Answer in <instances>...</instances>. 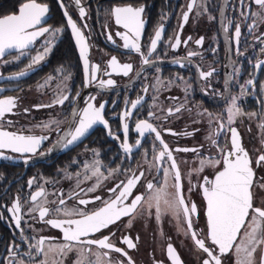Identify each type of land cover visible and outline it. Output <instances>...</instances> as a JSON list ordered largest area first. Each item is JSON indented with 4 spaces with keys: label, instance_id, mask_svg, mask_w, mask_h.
Instances as JSON below:
<instances>
[{
    "label": "snow or ice",
    "instance_id": "obj_1",
    "mask_svg": "<svg viewBox=\"0 0 264 264\" xmlns=\"http://www.w3.org/2000/svg\"><path fill=\"white\" fill-rule=\"evenodd\" d=\"M71 2L79 9L78 16L82 21L79 26L69 14L64 0H60L67 25L70 26L75 43L79 47V55L83 62L84 87L95 86L101 91L116 87V81L110 77L114 74L129 77L134 72V64L122 63L117 56H111L102 73L103 77L109 78H100L98 76L101 73L100 65L90 63V49L83 31L89 27L85 19L87 11L82 0H71ZM210 3L211 0H187L185 9L181 12L180 27L176 35L165 37L164 25L160 24L155 28L146 47L142 44L146 24L143 16L144 6L116 5L108 9L106 15L112 18L118 29H122L114 34L122 43L117 45L110 30L106 31L105 35L113 45L124 50L122 54L129 56L135 54L139 57L140 69L135 72L136 77L139 78L149 68L157 74L161 72L158 66L157 50L162 43H167L172 50L178 51L180 47H187V44L192 42L191 36L181 40L183 28L187 25L190 16H194L197 20L205 17L208 21L219 24L227 49L226 55L231 61L229 65H226L231 68L225 81L228 95L221 94L226 100V107L219 115H214L207 109L200 110L197 115L201 119L194 121V123H201L206 119L209 129L206 140L210 147L217 149V158H203L200 154L202 146L173 148L163 139L164 133L172 136H192L199 131V129H193L191 132L185 130L183 133H177L171 128L162 127L163 123L170 122L171 117L179 118L177 114L182 111H191L183 103L165 108L159 101L161 92L171 90L173 86H182L187 98L191 84L183 76L177 75L174 79L165 81L157 75L150 86L143 87V94H147L151 88L152 103L146 114L147 118L133 122L134 131L138 136L134 142L130 143L129 121L133 113L144 106V95H138L134 101H124V110L119 114V119L122 121L121 138L111 131L105 119L104 110L107 102L97 105L95 103L99 94L97 93L90 94L82 101L83 106H78L75 102L80 101V93L73 95L68 88L71 73L60 67L55 75H49L43 83L38 85V90H43L51 87L52 82L56 81L55 87H52V101L48 104L33 106L39 110L57 106L63 108L66 102L72 105L69 110L71 119L67 121V130L60 127L65 121L56 119L37 125L41 131L62 132L48 152H52L57 147L64 150L74 148L83 142L94 126L103 125L108 130L109 137L120 141L119 148L126 160L134 153H143L145 161L143 170L139 168L106 169L98 159L99 152L92 150L93 157L96 159L86 164L83 172L62 170L63 179L74 181V187L68 192L63 190L49 192L46 185H55L56 180L33 177L27 182L30 192L23 202L17 194L13 197L10 206L0 205L10 214L7 222L14 229L13 238L0 256V264H61L63 257L74 250L79 253L76 264H124L123 261L105 259L111 252L125 257L127 264H134L126 250L136 247L133 238L130 235H122L118 238L119 244L125 245L126 248L120 247L112 238L116 236L120 227H132L133 221L141 213L151 216L153 209L157 222L164 214H170L177 220L178 230L191 239L194 247L204 254L201 264H225L224 257L229 253L232 254L233 264H264V201L259 200L257 194L259 189L260 195H264V175H257V169H264V151L257 149L255 154L250 155L249 150L243 145L238 129L234 126L238 118L258 117V126L261 133H264V107L260 113H245L240 105V101L249 94L250 89L259 86L260 90L264 91V84L258 85L254 78L255 70L264 69V59H259L253 64V73L243 83H240L238 79L242 74V66H238V60L231 59L233 55L237 57L249 55L246 50L248 47L264 56V33L259 31L264 27V0H236L235 4L232 0H224L222 10L219 11V18L210 11ZM47 13L46 5L38 3L37 0H24L15 14L0 17V62L4 64L18 63L23 57L30 56L36 40L48 34V38L43 41V50L37 51L35 56H30V63L26 69L9 76L8 80H19L27 76L29 70L39 65L50 53L54 46V38L62 32V29L43 26ZM245 32L251 35L253 43L242 47V36ZM194 43L202 48L204 37L196 39ZM217 51L219 49L214 48L213 54ZM197 56L203 59L201 52L189 50L183 59H174L173 63L184 68L187 66L184 61L191 64L192 58ZM195 67L202 81H208L216 73L215 67H210L207 71L199 64ZM0 79H3L2 74ZM233 85H239L237 95L231 94L230 89ZM3 91L4 89L0 88V92ZM168 99L179 98L169 97ZM18 100V97L12 96L0 98V157L3 159H11L10 156L3 155L4 151L35 155L41 151L43 143L51 138L46 135L5 130V125L13 126V121L6 117L17 114L15 109L19 107ZM29 111L28 108L22 109L23 113H29ZM157 121L159 123H155ZM148 137L152 139L150 153L143 148ZM222 140L225 143L222 144ZM261 147L264 148V138L261 139ZM188 152L194 153L199 160V167L188 174V182L192 187L197 186L192 185L193 172L198 175L205 167L218 169L214 178L204 177L202 183L198 185L206 202L207 223L206 233L203 235L193 227V217H198L199 212L195 203L186 200L179 167L180 161L176 155ZM105 172L108 174L106 175ZM146 173L152 175L153 179L141 184L140 181L145 179ZM110 179H116V183L113 187L107 188V198L103 195H91ZM90 180L93 183L89 187H82L86 181ZM33 185H35L34 189ZM137 186L144 188L148 195H134ZM169 187L174 191L169 192ZM49 196L53 199H49ZM50 204L55 206L49 207ZM89 204L95 207L89 208ZM125 217L128 219L124 225H121L120 221ZM3 219V212H0V220ZM181 221L183 224L180 223ZM37 224L58 230L61 236L59 238L40 236L38 233L42 229H38ZM33 232L37 235H32ZM135 239L138 241L139 237ZM52 253L60 259L50 257ZM166 256L170 264H183L176 249L170 243L166 247ZM156 264H163V262L156 261Z\"/></svg>",
    "mask_w": 264,
    "mask_h": 264
},
{
    "label": "flooded vegetation",
    "instance_id": "obj_2",
    "mask_svg": "<svg viewBox=\"0 0 264 264\" xmlns=\"http://www.w3.org/2000/svg\"><path fill=\"white\" fill-rule=\"evenodd\" d=\"M24 0H0V17L7 14H15L20 4ZM38 3L48 7V13L44 18L43 26L51 29H62V32L54 38V46L50 53L39 64L34 66V69L29 70V74L19 80H8L9 76H13L18 72L25 70L28 63H30V56H35L37 51L43 50V41L48 38V34L36 40L35 46L30 56L23 57L18 63L4 64L0 62V71L3 79H0V88L4 91L0 92V98L8 96L18 97L19 107L15 109L16 115L7 116L6 119L13 121V126L5 125V130L19 132L32 135H46L51 138L46 140L41 151L35 155L19 154L4 151L3 155L10 156L11 159H3L0 157V205H11L13 197L17 194L22 198V202L29 196L27 182L33 177H43L49 180H56L55 185H46L49 192L63 190L68 192L74 187V181L63 179L62 170L67 169L69 172H83L86 164L94 162L96 158L93 157L92 150L99 152L98 159L102 162L106 169H136L143 170L145 163L143 153H134L129 159H125L121 149L119 148V140L113 139L107 135V129L103 125H96L90 131V134L74 148L64 150L60 147L55 148L52 152L48 149L52 147L57 140L58 135L56 131L45 132L41 131L37 125L47 121L56 119L65 121L61 124V129L67 130V121L71 119L70 107L67 102L63 108L57 106L54 108H41L36 110L33 106L38 104H48L53 99L52 87H55L56 81L52 82V86L43 90H38V85L43 83L49 75H55L56 70L60 67L65 68L71 73V80L68 82V88L72 94L80 93V101L75 102L82 107V101L90 94H98L95 103L97 105L107 102L104 110L105 119L108 121L111 131L122 138V121L119 119V114L124 110L125 100H135L138 95H144V106L138 112L133 113V117L129 121L130 132L129 142H134L138 134L134 131L133 122L137 119H146L147 112L151 106L152 90L149 89L147 94L142 93L143 87L150 86L157 75H160L165 81L174 79L177 75L183 76L191 84V89L185 97V92L181 87L173 86L171 90L161 92L159 101L163 107H174L178 104H185L191 111H182L177 114L179 118L171 117L170 122L163 123L162 127L171 128L177 133H183L185 130L191 132L193 129H199L192 136L177 135L172 136L167 133L163 134V139L170 147H201V156L205 159L217 158V149L210 147L206 137L209 129L207 121L204 119L201 123H194V121L201 118L197 115L198 111L207 109L214 115H219L224 112L226 107V100L222 98L228 95V90L225 89V81L231 68L227 67L231 61L228 59L226 52V45L223 33L220 31L217 22H210L205 17L195 19L190 16L186 26L183 28L181 40H185L188 36L192 37V42L187 44V47H180L178 51L172 50L167 43H162L157 50L158 66L161 72L157 74L153 69H146L139 78L136 77L135 72L140 69L139 57L135 54L129 56L122 54L123 49L116 47L106 39V31L110 30L116 39L117 45L122 42L115 37V32L118 29L114 24L112 18L106 15L108 9L123 4L142 5L145 8L143 14L146 21L142 44L147 46L149 38L153 35L155 28L163 24L165 28V37H174L180 27V17L182 10L185 9L187 0H82V4L87 11L86 23L87 29H83L85 37L89 45V60L91 64H99L101 73L98 74L100 78L105 68L106 62L111 56H117L122 62H131L134 64V72L129 77L122 75H113L112 79L116 81V87L110 88L106 91H101L95 86L84 87V73L83 62L79 55V47L75 43V38L71 32L70 26L67 25L66 17L64 16V9L61 7L60 0H37ZM236 0H232L235 4ZM13 3L9 8L4 4ZM67 5V10L72 16L73 20L79 25L82 21L79 19V9L71 2V0H64ZM224 0H211L210 11L219 18V11L222 10ZM8 9V11H7ZM3 10V11H2ZM166 17V19H162ZM264 33V27L259 30ZM200 37H204L203 47L195 45L194 41ZM253 43L252 37L248 33L242 36L241 46L245 44L251 45ZM218 48L215 54L213 49ZM189 50L198 51L203 54V59L200 56L192 58V63L184 68L179 67L173 63L174 59H183ZM249 55L245 57L232 56V61L238 60L239 65L242 66V74L238 77L240 83H243L250 78L253 73V64L259 60L264 59L258 51H253L248 47ZM11 59V57H9ZM199 64L205 71L210 67H215L216 73L208 81L200 80L198 71L195 65ZM145 77H147L145 79ZM257 84H264V69L255 70V77ZM177 83H180L177 81ZM232 95L239 93V85H233L230 89ZM169 97H178L177 100L168 99ZM71 99V97H70ZM264 91H261L259 86L255 89H250L249 94L241 101L240 105L245 113H260L264 104ZM28 108L29 113H23L22 109ZM155 123H159L158 121ZM259 118L247 117L238 118L235 127L238 129L243 141V145L249 150L250 155L255 154L257 149L264 151L261 147V139L264 138V133H261L259 128ZM250 129V130H249ZM151 137L147 138V142L143 144V148L151 152ZM221 143H225L224 140ZM177 159L180 161L179 167L183 178V189L186 200L190 203H195L199 212L198 217H193V227L203 235L206 233V202L202 197V192L198 186L202 183L204 177L209 179L214 178V174L218 169L212 167H205L198 175L193 172L191 175L192 187L188 182V174L190 171L199 167V160L192 152L178 153ZM119 156V159L117 157ZM28 162L25 163L24 161ZM74 161L76 163H74ZM107 175L108 173L105 172ZM257 175H264V169H257ZM123 179V177H119ZM153 176L148 173L145 174V179L141 180L143 184L147 180H152ZM93 181H86L82 187H89ZM116 179H110L104 182L96 193L91 195H103L108 197L107 188L113 187ZM171 183V181L169 182ZM35 185H33V189ZM169 192L174 191L169 187ZM261 190L257 189L259 200L264 201V195H260ZM135 194L148 195L147 191L137 186ZM49 199L53 197L49 196ZM71 203V202H69ZM99 203V202H97ZM55 205H49L54 207ZM89 208L95 205L89 204ZM0 212H3L4 219L0 220V256L13 238L14 229L10 227L7 219L9 213L0 207ZM127 217L120 221L124 225ZM183 224V222H180ZM38 229H42L38 233L40 236H52L59 238L61 233L58 230L51 229L47 225L37 224ZM115 228V226H113ZM110 231V230H106ZM32 235H37L33 232ZM122 235H130L133 242L136 244L134 249H126L128 256L131 257L134 264H156V261H162L163 264H170L166 256V247L170 243L174 246L183 264H201L203 253L194 247L191 239L187 238L181 231L178 230L177 220L170 214H164L159 222L155 219V210L151 216L146 213H141L133 221L132 227H120L113 237V241L120 247L126 248L125 245L119 244V237ZM139 237L138 241L135 239ZM50 257L59 260L56 254H50ZM79 257L77 251L68 252L62 259L61 264H76ZM112 261H123L127 264V259L120 254L111 252L109 257L105 259ZM94 259V257H90ZM225 264H233L232 254L229 253L224 257Z\"/></svg>",
    "mask_w": 264,
    "mask_h": 264
},
{
    "label": "trees",
    "instance_id": "obj_3",
    "mask_svg": "<svg viewBox=\"0 0 264 264\" xmlns=\"http://www.w3.org/2000/svg\"><path fill=\"white\" fill-rule=\"evenodd\" d=\"M12 5H13V3H7V4H4V6L7 7V8L11 7ZM2 11H3V10H2ZM7 11H8V9H7Z\"/></svg>",
    "mask_w": 264,
    "mask_h": 264
},
{
    "label": "water",
    "instance_id": "obj_4",
    "mask_svg": "<svg viewBox=\"0 0 264 264\" xmlns=\"http://www.w3.org/2000/svg\"><path fill=\"white\" fill-rule=\"evenodd\" d=\"M0 73H1V71H0Z\"/></svg>",
    "mask_w": 264,
    "mask_h": 264
}]
</instances>
